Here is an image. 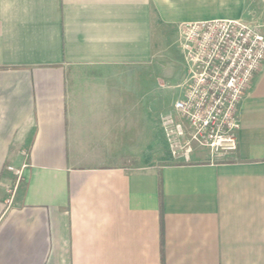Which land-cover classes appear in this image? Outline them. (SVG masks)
I'll return each instance as SVG.
<instances>
[{
  "label": "crops",
  "instance_id": "crops-1",
  "mask_svg": "<svg viewBox=\"0 0 264 264\" xmlns=\"http://www.w3.org/2000/svg\"><path fill=\"white\" fill-rule=\"evenodd\" d=\"M248 2L0 0V264H264V66L235 153L175 155L160 125L180 28Z\"/></svg>",
  "mask_w": 264,
  "mask_h": 264
},
{
  "label": "built area",
  "instance_id": "built-area-1",
  "mask_svg": "<svg viewBox=\"0 0 264 264\" xmlns=\"http://www.w3.org/2000/svg\"><path fill=\"white\" fill-rule=\"evenodd\" d=\"M179 44L185 91L160 124L173 153L196 145L213 156L235 153L240 105L264 66V32L241 19L195 21L180 28Z\"/></svg>",
  "mask_w": 264,
  "mask_h": 264
},
{
  "label": "rangeland",
  "instance_id": "rangeland-1",
  "mask_svg": "<svg viewBox=\"0 0 264 264\" xmlns=\"http://www.w3.org/2000/svg\"><path fill=\"white\" fill-rule=\"evenodd\" d=\"M248 8L250 9V12L248 13L247 20H245L248 23H252L253 25H256L262 32H264V0H249L248 2ZM172 51L179 54V48L176 46L172 49ZM164 65L166 66V69H172L177 74H187L188 66L185 62L184 56L178 58H174V60H164ZM145 129V130H144ZM149 135H152V129L150 130L148 128V125H143L142 128V135L139 140L135 141H126V145L130 144L136 149H138L140 152L146 150L148 147V137ZM163 139L161 128L158 126L157 131V142H161ZM144 161L141 157H133L130 160V163L135 165L142 164ZM159 162V160H158Z\"/></svg>",
  "mask_w": 264,
  "mask_h": 264
},
{
  "label": "trees",
  "instance_id": "trees-1",
  "mask_svg": "<svg viewBox=\"0 0 264 264\" xmlns=\"http://www.w3.org/2000/svg\"><path fill=\"white\" fill-rule=\"evenodd\" d=\"M161 228H162V235H163V231H164V213H163V210L161 213Z\"/></svg>",
  "mask_w": 264,
  "mask_h": 264
}]
</instances>
